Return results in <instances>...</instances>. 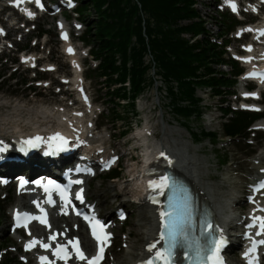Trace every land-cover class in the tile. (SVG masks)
I'll return each instance as SVG.
<instances>
[{"label":"rangeland","instance_id":"rangeland-1","mask_svg":"<svg viewBox=\"0 0 264 264\" xmlns=\"http://www.w3.org/2000/svg\"><path fill=\"white\" fill-rule=\"evenodd\" d=\"M196 1L200 15L207 22V28L211 33L218 32L220 25L214 19L217 12V7L214 4L216 2L214 0ZM65 2L66 0H53V4L60 7ZM32 13L34 18L24 17L14 8L3 10L0 4V22L9 32V37L0 35V52L4 51L0 57H4L3 62H6L0 67V71L11 72L10 68L12 70L21 68L18 72V75L22 76L21 81L29 80V83L25 85L18 84L17 80H7L0 84V139L6 134L23 133L21 130L31 133L44 131L50 127L72 128L80 132L78 134L81 140L89 142L93 148L103 149L99 155V161L103 157L107 159L110 156L120 159V166H122L120 177L106 179L107 171H103L100 176L90 181L91 188L87 191L92 202L99 204L104 214L107 213L116 220L114 226L116 238L113 246L108 250L103 264H113L118 259L120 252L131 250L128 242L130 240L129 231L136 227L140 218L141 209L138 201H140L139 197L146 192L142 187V180L133 178L141 174L142 168L145 166L142 157L146 153L141 147L136 148L140 145L136 136L140 130L145 129L148 120H150L152 129L155 128L159 132L158 139H164L163 127L173 131L175 136L183 137L192 148L196 149V154L206 160V168L214 180L223 187L222 189L226 192L236 191L240 195L242 199L234 209L235 214L238 215L237 220L241 223L233 232L241 231L244 225L250 223L254 213L264 216V211L259 209L264 206V191H261L257 197L251 195L256 178L264 175V171H262L264 165L261 161L257 160V164L253 161L257 159L259 153L264 151V120L255 132L257 133L256 137L253 133H249L247 138L236 137L232 140L224 136L223 123L228 118H223L220 109L221 105L242 108L251 101L240 102L241 99L238 96H230L225 102L222 98L213 96L208 88L198 90L199 95L204 98L203 105L206 109L202 118H195L190 122L191 130L201 131L203 128L207 131L218 132L223 141L219 145H213L209 139L197 142L193 134L179 122L169 107V100L165 92L160 93L157 86L139 97L135 114L130 112L128 118L114 123V115L102 114L99 116L100 111L107 107L104 98H100L106 88H102V85L97 83L98 79L92 72L97 63L91 56L87 57L89 47L84 45L79 38V34L86 26L75 19L76 14L72 11L62 15L50 7L47 11L41 10L36 13L32 11ZM37 13L38 16H36ZM91 13L95 14L94 11ZM228 13V16H233L230 12ZM235 17L240 20L237 16ZM246 18L250 20L247 23L259 20L253 15H247ZM61 21L66 23L67 29L70 31L69 42L75 48L72 53L66 49L69 42L61 40ZM41 27L49 29L50 32L37 38L39 33L37 30ZM248 40L249 38L246 36L237 43V50L243 53L240 45ZM18 43L25 46L30 43V48L21 53H25L28 58L32 59L22 62L21 53H18L20 62L12 64L5 57L12 59L18 55L15 53ZM31 48L33 49L31 50ZM253 60L260 62L259 57H253ZM240 66L242 67L241 64ZM219 69L228 71L231 67L221 65ZM89 74L92 76L89 77ZM79 82L82 84L81 87L91 92L93 99L85 106L76 101L77 95L71 89L74 87L73 83ZM159 84L161 83L159 82ZM252 87L253 84H250V88ZM122 131H126V133L122 134ZM152 139V136H149L148 143ZM254 145H257V149L253 148ZM192 150L190 151L193 152ZM225 158H228V162L224 161ZM254 166L255 168H253ZM101 167L102 164H99V168ZM118 192L120 195L116 196ZM0 197L5 199L4 204H6L0 213V243L6 247L3 261L14 260V264H37L38 251L34 252L31 262H27L26 242L29 237L12 229L13 209L19 206H30L29 200L22 202L14 180L5 187L0 185ZM106 199L108 202H113L112 208L106 203ZM123 201L125 203H122ZM118 208H124L128 212V217L123 222L117 220L116 209ZM83 230L86 231L84 225ZM72 236L73 233L69 234L70 238ZM238 240L242 246L243 237ZM241 246L237 250H240ZM227 255L233 264H244L241 261L242 258L237 257L234 251H229Z\"/></svg>","mask_w":264,"mask_h":264},{"label":"trees","instance_id":"trees-1","mask_svg":"<svg viewBox=\"0 0 264 264\" xmlns=\"http://www.w3.org/2000/svg\"><path fill=\"white\" fill-rule=\"evenodd\" d=\"M75 12L86 27L80 36L89 46L92 57L98 61L92 72L97 83L106 88L100 95L107 107L104 115H114L113 122L128 118L130 112H136L137 99L151 88L165 92L169 107L179 122L194 136L197 142L209 139L213 145L222 143L218 132L191 130V121L202 118L205 113L200 88H208L213 96L226 100L234 92L236 75L243 68L239 63L227 58L226 49L212 40L205 20L195 6L196 0H77ZM94 11L95 14L91 12ZM189 21L183 24L182 21ZM239 21L235 16L224 15L220 35L233 30ZM38 36L50 32L45 27L38 28ZM191 34V38L202 34V38L191 42L182 36ZM230 40L225 38V44ZM19 53L28 45H16ZM151 54L152 60L146 56ZM4 57H0V67ZM18 56L13 57L17 62ZM231 64V74L218 70L220 64ZM0 71V84L7 80H17L22 76L17 70ZM8 72L10 74L8 75ZM8 75V76H7ZM92 75L89 74V77ZM161 83L158 85V83ZM124 101V102H122ZM123 108V109H121ZM223 116L224 135L232 138H246L248 128L262 114L244 110H233L230 106H220ZM116 128V127H115ZM126 131H122L125 134ZM228 162V158L224 159ZM223 162V164H225ZM122 175V167L111 169L105 178H117ZM6 205L0 199V213ZM0 243V264H14V260L2 261Z\"/></svg>","mask_w":264,"mask_h":264},{"label":"bare ground","instance_id":"bare-ground-1","mask_svg":"<svg viewBox=\"0 0 264 264\" xmlns=\"http://www.w3.org/2000/svg\"><path fill=\"white\" fill-rule=\"evenodd\" d=\"M258 25H249L243 27L241 31L256 30L255 28L258 27ZM254 39L257 40V43L260 45L255 46V40L251 41V43L248 45V53L243 58L248 59L249 66L253 64V57L258 56L260 58V64L255 68L260 67L261 69H264V36L255 35ZM249 49H251V51H249ZM250 69L251 67L249 68V71ZM253 95H257V92H253L251 97H253ZM255 106V102L247 103L248 108H253ZM79 119L81 120V118ZM21 131L23 134L29 133L25 130ZM162 132L164 139H157L147 143V162L142 168L141 174L139 176L142 179V187L145 186V189L148 191L145 195H141L139 197L141 209L139 213L140 218L136 223V227L129 231L130 240H128V242L131 250L120 252L118 259L113 264H134L137 261L145 260L149 258L154 252L153 251L150 253L147 250L148 246L151 243L158 241L160 244V239L157 235V223L160 219L158 213L162 208V199L157 198V191L150 189L148 182L154 178L160 179V176L164 173L165 168H171L177 174L184 177L198 193L200 200H203L208 206L211 207L215 213L216 225L219 228L222 238L227 244L225 252L234 251L238 257L237 249H239L241 243L239 242L238 237L233 236L231 230H234L241 223L239 220H237L238 215L235 214L234 207L241 201L242 198L236 191L226 192L222 189L223 187H221L214 180V177L206 168V160L203 157L198 156L196 154V149L192 148L183 137L180 138L175 136V133L168 130L166 127H163ZM35 133L39 134L40 132L35 131ZM137 134L143 143L148 141L144 130H140ZM18 136L19 135L17 133H11L1 137V144L7 147V152L0 151V155L4 156V154L8 152L9 154L18 152L13 141V138ZM256 146L257 145H254L253 148L257 149ZM191 149H193V152L190 151ZM161 153L164 155L162 156ZM1 159L2 158H0V160ZM152 159H155V162L148 165ZM257 160H260L264 165V151L258 154L257 159L253 160L254 163L257 164ZM0 163V172H7L6 175L9 179V183H11L18 171L27 170V167L23 165V163L17 161H0ZM253 168H255V166ZM41 171L48 172V169H41ZM139 176L135 177L134 179H140ZM86 184L84 185V188L86 191H88L91 188L90 180ZM259 193L260 192H257L254 188H252L251 195L253 197H257ZM88 195L89 194H87V196ZM118 195H120L119 192L116 194V196ZM20 196L22 202L24 200H29V207L35 206L34 200L26 198L25 192H20ZM150 197L156 198L158 201H160V203H152ZM107 200L108 199H106V203L112 208L113 202H108ZM122 203H125V201ZM95 205L99 206L97 203H95ZM82 224L83 223L79 220V218L72 214L71 209L69 210V215L57 212L54 217H52V229L43 230L37 227L32 230L35 232V234L29 235L28 233L29 240L26 242V254L28 255L27 262H31L35 251H45V249L42 247L43 243L54 246L60 242H67V240L70 238L69 234L71 233H73V236H78V234L81 235L83 248L88 251L87 255L90 254L92 252L93 243L89 238L88 233L82 229ZM251 233H253V231ZM53 235H57V239L55 241L51 239ZM34 239L38 241L37 245L29 248V244ZM37 264H39L38 261ZM57 264L65 263H63L61 260H58ZM67 264L73 263L69 262ZM76 264H83V261L77 262Z\"/></svg>","mask_w":264,"mask_h":264},{"label":"snow or ice","instance_id":"snow-or-ice-1","mask_svg":"<svg viewBox=\"0 0 264 264\" xmlns=\"http://www.w3.org/2000/svg\"><path fill=\"white\" fill-rule=\"evenodd\" d=\"M36 3L39 5L40 0H36ZM42 7V5H40ZM232 10L236 11L235 4L232 5ZM29 18H34V14L32 12L27 13ZM61 27H63L61 25ZM78 27V26H77ZM3 30H0V34H2ZM260 35L264 36V30L260 31ZM64 38L67 39V34H64ZM70 53L73 52V49L68 50ZM251 51V49H249ZM28 59H32L29 57ZM260 78L264 80V73H251L250 78ZM42 137H35V141H40ZM50 139L59 141L62 145L67 144L68 141L64 138L61 134L57 133L54 137ZM28 144H33L32 140L26 141ZM163 156L164 154L161 153ZM264 171V170H262ZM23 184V182H21ZM77 184L82 183V181H76ZM149 188L153 190H159V195H165V191L168 190L172 194L168 196V204L166 208H161L159 211V217L161 221V231L159 233L160 241H164L167 244L166 249L156 250L157 249V242H153L148 246V251L151 253L154 250L156 259H148L143 262V264H157V261H162V264H172V250L177 247L178 243H180V238L186 239L185 233L183 231V226L186 222H190L191 219V206L190 195H185L183 197L182 202H178L177 199V191L180 189L177 188L175 181L169 182L168 176H163L159 180H152L149 181ZM259 190H264V182L259 184ZM48 191V189H45ZM61 195L65 196L66 203L71 204V200L67 199L66 190H61ZM75 199L79 200L81 203L84 202L83 196V189L80 190L79 193L76 194ZM150 200L154 204H159L158 201L154 197H150ZM43 211V209H41ZM80 215V213H77ZM46 217V214H45ZM17 223L19 224L21 220L27 221L30 219L27 213L21 216L19 212L16 213ZM35 219H39L40 223L47 224V219H40L39 217H31ZM88 219V217H85ZM253 220L256 222L250 227L258 228V231L255 232V235L258 237H264V216H254ZM91 224V235L96 243L97 252L95 255L89 257L85 254V252L80 247V240L76 238L75 240H68L65 245H57L56 251L53 252V256L58 259L62 260L67 264L69 259H72V255L68 250V246H71L75 250L76 258L80 261L85 262V264H102L104 259V252L106 248L109 246L110 242V235L105 231V226L99 220H96L94 217L89 220ZM26 226V224H25ZM50 227V225H49ZM213 226L209 223L206 225V231L211 233L213 231ZM31 235V233H29ZM59 235V234H57ZM57 235H53L51 237L52 240L57 239ZM38 243L37 240H32L29 244V248L36 246ZM224 241L222 239H216L211 241L208 248V255L200 258V264H223V260L220 257V251L224 245ZM264 246V238L259 240H255L252 242V246L249 249L247 255L249 257V264H259V248ZM42 247L45 250L50 249V245L47 243H43ZM41 264H55V260L50 259L47 256H41L40 258Z\"/></svg>","mask_w":264,"mask_h":264}]
</instances>
